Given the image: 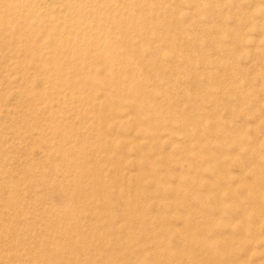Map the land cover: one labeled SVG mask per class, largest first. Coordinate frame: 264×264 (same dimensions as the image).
I'll return each instance as SVG.
<instances>
[{
    "label": "bare ground",
    "instance_id": "1",
    "mask_svg": "<svg viewBox=\"0 0 264 264\" xmlns=\"http://www.w3.org/2000/svg\"><path fill=\"white\" fill-rule=\"evenodd\" d=\"M232 26L241 28L242 32L232 33V30H230ZM222 40L229 41L227 42V45H222ZM9 67L14 70H8ZM232 77L235 78V83H232ZM0 78V105L7 107L5 103L11 101L10 105L7 107V113L4 115V118H6L7 121L16 120L20 121V124L21 122L29 123L32 119H36L37 121L38 116L49 121L47 129H43V126H41L42 136L44 135L52 141L53 139L57 141L49 143L48 140L49 144L46 142L42 143L44 146L41 148V151L45 153V157L50 158L54 156L56 154L55 152L59 149V151L63 152H76L78 157H80L79 155L81 154L84 157L85 151H83V153L80 151L83 147L79 152L75 149V146L78 143V139L76 140V138H79L82 142L85 140L101 146V149L105 154L103 151L97 153L93 151L95 155L92 158L85 155L84 161L81 160L79 162L76 159L75 162H73L71 161L72 159L68 160L71 156V153H69L70 156L68 159L65 158L66 162L64 159L61 161L62 159L59 158L60 163L58 160V164L52 166L49 173H44L43 171L44 174L40 175V178H36V180L43 179L49 174L54 176L59 170L61 171L66 168L73 170L74 167L75 171H78L79 173L82 172L85 176L78 177L76 175L75 177L70 178L71 176L67 177L65 175L67 172L63 171L66 172L64 178L60 177V175L56 177L57 179H63H61V181H59V179L55 182V185L65 183V185L67 184L66 186H74L75 193L76 188H78L77 193L80 195H82V191L85 192L83 198H87L86 193L89 189H86L88 188L87 186L91 185H86L89 183L88 180L93 176V180L96 182L95 185L100 181L102 186L101 179L107 175L109 180L107 170H110L111 167L114 168H112V170H115L116 176H120L121 179L126 178L125 176L127 174L130 175L129 172L132 170H136L139 174V172L141 173L145 168H149V170L156 172V174L154 173L153 176L150 175L148 178L152 176L151 181L154 186H156L157 190L159 191L161 189L168 193L172 192L173 194L175 193L174 195L178 193L182 194L181 192L186 190L183 189V186L177 185V187H182V189L179 188L182 190L180 192L179 189L173 188V185H175L173 184L175 183L173 180H170V182L166 180L169 179V174L171 175L174 171L176 172V170L177 174L181 175L177 169L178 167H180L179 170L182 172V168L187 166L189 171H192L196 176L197 174L200 175L199 173L201 171H209L217 177V180H215V182H217L216 185H223L225 187L233 186L229 180L228 172H223V170L220 171L218 166L214 165V161L216 162L219 159V155L229 152L231 153V150L235 153L240 147L236 143V145H229L228 149V143L230 139H232V135H230L228 128H222L221 124H219L224 122L225 125H227L225 122L227 120H222V116L227 107L221 105L219 100L228 97L232 92L241 93L240 88L243 89L240 94L242 109L241 120L252 121L254 119L253 122H255L253 123L255 128L253 129L254 132H250L251 130L249 126L251 127L252 125L251 123H246L247 121L245 122L247 127L245 126L246 124H244L246 128H242V131L248 136L250 135L248 142L253 141L251 144H258V140L262 138L260 140L261 142L259 141L260 144L256 145V147H258L257 149H261L260 153L256 154L254 158V163L256 165L252 163L251 167L253 168L264 164V0H244L243 4L238 3V0H0ZM27 103H29L28 105L35 106L32 108L28 107V109H30L25 111L24 107ZM10 106L12 109H9ZM130 109L133 112H129ZM1 118L2 117H0V120ZM215 119L217 122L211 123L210 120ZM16 121L11 123L14 125ZM42 121L43 120H41V122ZM42 123H44V121ZM34 125H36V123ZM143 125H145V127ZM235 125L236 123H233V126ZM46 126L47 125L44 127ZM31 127L32 126H30V128ZM27 129L29 128L27 127ZM33 129L35 131L36 128H32L30 131H27L26 129V131H22L23 129L18 132L16 131L14 132L13 137L17 136L19 139L23 140V142L31 140L32 138L33 140H36L35 136L37 134L35 135ZM66 130L68 131L67 133L64 132ZM208 133L210 135L205 137ZM208 138L218 139L221 143L220 146H218L219 151L215 155L211 152L212 143H208ZM75 141H77V143L74 146L71 143H74ZM3 142L4 139L0 136V143ZM91 143L89 144L91 145ZM82 144L85 145L87 143ZM82 144L79 146H82ZM69 145H72V147H68ZM120 146H122L123 149H120ZM90 149L91 147L86 149V151ZM99 149L100 148L98 147V150ZM166 152L171 155L170 158L164 156L163 153ZM9 154V152L3 151L0 153V159H8L7 156H9ZM15 155L20 156V151L14 150L11 152V156ZM74 155L75 153L73 156ZM143 155H147L148 157H144ZM54 157L56 158V155ZM142 157L143 159L147 158L142 160ZM13 159L14 158H12V160ZM18 159L20 158L18 157ZM79 159L80 158H78V160ZM1 161L2 160H0V162ZM94 161L98 164V167L92 166ZM90 162L92 163L91 165L89 164ZM171 164L174 168L170 171L168 166L170 167ZM233 165L240 167L241 169L245 168L243 159L235 160ZM2 167L3 166H0V175L3 178L5 177V180L8 173H6L7 170L4 171L6 168L3 169ZM25 167L27 168L28 165L24 166V168ZM33 167L34 166H32V168ZM31 170H34V168ZM60 171L59 173L61 174ZM70 171L71 170H69V172ZM34 172L36 173V171ZM145 172L147 173V171ZM150 172L152 171H149V173ZM183 172L184 175L186 172ZM90 175L91 177L87 180L86 178ZM187 176L184 175V177ZM177 177H180V180L178 178L175 179L176 181H185L186 179H189H183L184 177H182V175H178ZM49 178L51 177L49 176ZM195 178L188 181L189 185H186V191L189 190L188 187L192 186L193 183L195 184L196 181H199H195ZM197 178L199 179V176H197ZM46 180L49 181L48 179ZM46 180L43 179V181ZM39 181L37 180V182ZM94 181H92L93 185ZM151 181L149 184H151ZM101 186H99V189L104 187ZM113 187H115L114 190H109V193L105 190H103L105 192L99 193V191H97L98 188H96L97 190L94 193L97 196L100 195L99 198H101L102 195H104V197H106L105 195H112L116 197V199L113 198L115 201H110L108 199L109 201L106 202L105 198L102 197L105 202L102 203V205L97 201L98 210L95 209L94 211L90 206L88 207L89 209L87 208L85 211H94L95 215L104 217L110 225H115L120 218L118 215L113 214L114 211L113 213L105 212L104 208H106L105 210H108L112 203L119 205V200L127 195L131 188L136 190L137 193L138 191L141 193L147 191V185H141L139 181L136 183L134 182V184L129 182L127 185L120 183L118 186ZM239 187L241 191H249V197L253 200L259 199L260 194L256 191L254 192V189L249 185L239 184ZM8 188L13 193L15 192V190H13L15 187L13 188L12 185H8ZM49 188L51 189L52 187ZM153 188L154 187H152V190ZM3 189L6 188L3 187ZM50 189H48V192H50ZM9 190L6 191L8 192ZM64 190H67V187ZM197 190L198 189L191 188L192 194L196 192L194 196L196 195L195 197H197V201L202 202L212 198L215 203L218 201L224 202L218 193L213 195L211 192L212 188L210 190L207 189L206 191L202 190L201 192ZM3 191L4 190H2V192ZM53 191L54 189L51 190V195H53ZM70 191L69 193H71ZM17 193L18 192H16V194ZM88 193L90 194V192ZM65 194L67 195V193ZM95 195L94 197H91V199H95ZM183 195L184 194H182L181 197ZM57 196L56 198H58ZM163 196L164 195L162 194V197ZM43 197L45 198V196ZM158 197L152 194L148 196L147 200H155V202L158 200L159 204L160 197ZM59 198L57 200H59ZM69 198H72L71 195ZM74 198L75 197H73V199ZM54 200H56L55 197ZM88 200L82 201L88 203ZM140 200L136 198H134L133 201L127 200L126 207L129 206L136 211L140 209L142 211L143 209L141 207H148L146 203L149 204L150 201L146 202L147 200L144 199L145 201L142 202ZM56 201L53 202V206H55ZM76 201L79 200L77 199ZM76 201H74L73 204H67L70 202L69 201L66 204H59L60 206L56 205L58 207L55 208L56 215L57 212H60V214H68L66 212L69 211V209H77L76 204H74ZM102 201L103 200H101V202ZM37 202L38 201H36V203ZM97 202H95V204ZM150 203L152 204V202ZM169 203L170 206L167 205L171 207L172 203ZM176 203H174L173 206ZM24 204L27 205V203ZM77 204L79 203L77 202ZM179 204H181V202ZM200 204L198 207H200ZM164 205L165 203H162L163 207ZM167 205L165 206L167 207ZM178 205L177 207L180 206ZM26 207L33 208L35 207V204L32 203ZM152 207L150 206L149 209ZM29 208L28 211H30ZM112 208H115L114 205ZM212 209H215V207ZM13 210H15V208ZM24 210H27V208ZM53 211L55 210L53 209ZM125 211L127 210L125 209ZM38 212L40 211L38 210ZM43 214L45 215V213ZM142 214L137 216L138 220L143 219V224L148 223L147 221L149 219L146 220V217ZM164 214L165 212L162 215ZM166 215L167 214H165V216ZM258 216L260 215L258 214ZM168 217H170V215ZM188 217L190 218V216ZM46 218L47 217H45V219ZM161 218L154 221L155 225H152L151 223L148 227L155 226V230H160V225L164 221V218ZM75 219L76 218H74V220ZM95 219L96 218H94V221ZM135 219L136 216L134 218L130 215V219L126 220L125 225H128ZM153 219L155 218H152V221ZM66 221L64 223L63 219V222H56L54 227L58 232L72 231V226H75V224L72 223L73 225H71L70 221L69 223H66ZM89 221L90 220H88V222ZM75 223L77 224L78 222ZM90 223L92 222L90 221ZM47 224L48 222L46 225ZM88 225L90 224L88 223ZM118 225L119 228L117 229L114 228L116 226H113V231L114 233L116 232V236L117 233L118 235L121 233V236H123L126 234V231L132 236L134 233L131 231H133L134 228H137L135 225H132L134 228L131 230L129 226L127 228L125 226L120 227V224ZM192 225L191 227L194 226ZM51 226L53 225L51 224ZM144 226H142V228ZM49 227L47 229H49ZM44 228L45 227L43 226V229ZM97 228L98 227H96L95 230ZM193 228L197 229V225ZM78 229L80 228L78 227ZM184 229L188 230L191 228L186 227ZM146 230H149V228H146ZM150 230H153V228L150 227ZM187 230H185V233ZM192 230L193 229L189 231ZM86 232L83 233L85 234ZM144 232L147 233L146 231ZM56 233L53 234L56 235ZM201 233L202 232H200V234ZM69 234H71V232H69ZM69 234L65 235L72 237L69 236ZM153 234L151 236H153ZM55 235L54 237L51 235V238H45L49 239L48 243H52L51 246L56 254H62L65 251L70 252L71 250H73L71 252H74V250H80V252L81 250L86 251V256H84V258L81 259L84 252L82 253V256H78L76 264H79L78 262L83 264H98L99 262L107 263L111 260V256L114 259V256H110L109 254L118 251V249L120 254H122V251L124 250L126 251V254L133 253V255L135 254L134 252H143L144 248L141 247L140 243L142 241L144 243V241L147 240V238L146 240L143 238L144 240L142 239V241L138 243V246L136 244L138 241L135 242V245H133L134 241L131 243L132 245L130 243L129 245H126L125 242L126 246L121 243L116 248L118 242L115 241L116 237L114 238L112 236L114 238V244H116L115 247L112 245L108 252L103 251L104 247L101 250H95L94 247L93 249L95 252L92 249V253L89 250L90 246H92L91 244L88 248L90 238L88 240L86 237L87 235L83 236L82 239H77V237L76 239L70 238L65 240L63 238L62 241L55 237ZM139 236L137 233L133 235L136 239ZM193 239H191V242L189 243L194 242ZM63 240L65 241L63 242ZM44 242H46V240ZM148 243L151 242L148 241ZM166 244L167 242L164 240L159 243V245H164L165 249H167L165 246ZM191 245H193V243L189 244L187 248H189V251H194L195 248L191 247ZM204 245H206V247L209 246V248L214 247V244L207 243ZM156 246H158V244ZM21 247L23 248L20 250V253H29L31 255L38 253L37 248H40L39 245L37 248H34L30 246V243ZM42 249H40L41 252ZM148 249L150 248L148 247ZM148 249L144 250L146 254L145 260L143 259L141 262L135 264H162L163 262L157 260V251L148 252ZM104 250H107V248H104ZM140 254L141 252L139 255ZM3 255L4 254H1L0 257H3ZM115 255L117 257V253ZM76 256L74 255L73 257ZM123 256L122 258L125 260ZM134 256L136 257V255ZM134 256L131 255V257ZM45 258L46 257L44 256V259ZM51 258L48 259L51 260ZM48 259L46 260L49 262ZM53 259H57V262L63 264L62 256H53ZM74 260L75 258H73L72 261L74 262ZM115 260L116 259H114V261ZM125 261L124 263L123 261L113 263L127 264ZM113 263L111 262L110 264ZM22 264H29V262L24 261ZM166 264L185 263L175 260L169 261Z\"/></svg>",
    "mask_w": 264,
    "mask_h": 264
},
{
    "label": "rangeland",
    "instance_id": "2",
    "mask_svg": "<svg viewBox=\"0 0 264 264\" xmlns=\"http://www.w3.org/2000/svg\"><path fill=\"white\" fill-rule=\"evenodd\" d=\"M238 3L243 4L244 0H238ZM230 30H232V33H237V32L241 33L242 32V29L238 28L237 26H232L230 28ZM228 41L229 40H222L221 44L222 45H227ZM3 65H4V63H3ZM8 70L12 71L14 69L9 67ZM231 81H232V83H235V78L232 77ZM0 82H1V78H0ZM242 90L243 89L240 88L241 93H242ZM241 93L240 92L239 93L232 92L231 94H229L228 97H226V98H224L222 100H219L221 105L227 107V109L225 110L224 115L222 116V120H227V121H225L227 123V125H225L224 122H221L219 124H221L222 128L223 127L224 128H228V131L230 132V135H232V139H230V141L228 143V149H229V145H233V144L236 145V143L240 147H239V149H237L238 151H236L235 153H233L234 151L231 150L232 149L231 148L230 149L231 153L229 152V153H226V154L219 155L220 156L219 159L216 162L214 161L215 164L213 163L215 166L216 165L218 166V169L220 171L223 170V172H228L229 178H230L229 180L231 181L233 186H226L225 187L223 185L222 186L221 185H216L217 182H215V180H217V177L214 174L210 173L209 171H201L199 173L200 175L197 174V176H199V179H198L196 174L192 173V171L190 172L189 168L187 166L182 168V170H181L182 172H180V170H179L180 167H178L177 169H178L179 173H181L182 177H184V175H186V176L188 175L187 177H184L183 179H186V178H189V179H186L187 181L186 180L185 181L184 180L183 181H179L180 177H177V176L178 175L181 176V175L177 174V170H176V172L174 171V173H172L173 175L169 174V176H168L169 179H166V180H168L169 182H170V180H173L175 182V183H173L175 185L172 184L174 189H176V188L177 189H179V188L182 189V187H180V186L177 187V185H181V186H183V189L187 190V186L186 185L187 184L189 185L188 181H190L191 179L195 178V176L197 178V179L195 178V181L199 180V181H196L195 184L193 183L192 186L188 187V189H189L188 191H186V190L182 191V190L179 189L180 192L182 191L181 193L184 194L182 197H181L182 194H180V193L176 194V195H180V196H176V195H174L175 193L173 194L172 192L168 193V192H165L164 190L162 191L161 189L158 191L156 186H154L153 182L151 181L152 180L151 177L153 176L154 173L156 174V172H154L153 170H149V168H145L144 171H141V173L143 175L140 172L138 174V172L136 170H132L131 172H129L130 175L127 174L125 176L126 178H122L121 179L120 176L119 177L116 176L115 170H112L113 167H111L110 170L109 169L107 170V173L109 175V180L107 178V175L104 176L103 179H101L102 186H104V187L101 186L100 181H98L97 184L95 185L96 182L93 180L94 177L92 176V178H90L91 177V175H90V176H88V178H86L87 180L90 178L88 180L89 183L86 184V185H90L91 184L90 186H87L88 188L86 187L87 188L86 190L89 189L88 192H90V194L88 192L86 193L87 194V198H83L84 197L83 195L85 193L84 191H82L83 192V193H81L82 195L77 193L78 188H76V193H75L74 192L75 191L74 186H66L67 184L65 185V183L56 184L55 185V182H57L60 179V178L57 179L56 177H58L60 175V177L64 178V174L66 172H67L68 175L67 174H65V175L67 177L71 176L70 178L75 177L76 175L78 177L79 176L80 177L81 176H85L82 172L79 173L78 171H75L74 167H73V170L70 169V168L69 169L68 168L62 169L61 171L59 170L61 172V174L58 171L59 174L56 172L54 174V176L49 174V175H46L43 178L44 180L48 179L50 182L47 181V180L43 181V179H37L38 181L40 180L39 182H37L36 178H40V175H42L44 173H47V172L49 173L51 171V169H52V166H55L56 164H58V162L60 163V159H62L61 161H63V159L65 161V158L68 159V157L70 156L69 153H71V156L69 157L68 160L72 159L71 161L75 162V160L77 159V161L80 162L81 160L84 161L85 155L86 156L88 155L89 158H92L95 155L94 152L97 153V152H100V151H103V150L101 149L100 145H96L94 143L87 142L85 140H84L85 142L84 141L82 142V140H79V138H76V140L78 139V143H77V141H75L74 143H71V144L75 146L76 143H77V145L75 146V149L77 150V152H79V150L83 147L82 150H80V151H81V153H83V151H85L84 152L85 153L84 157H83L82 154L79 155L80 157H78L77 156L78 154L76 155V152L59 151L60 149L55 152L56 154L54 153L56 155V158L54 157L55 155L50 157V158L49 157H45V153H43L41 151V148L44 146L42 143H45V142L48 143V140H49V143L57 141V140H54V139L52 141L49 138L45 137L44 135L42 136L41 126H43L42 127L43 129H47L49 121L43 119L41 116L40 117L38 116L37 119L39 121L38 120L36 121V119L35 120L32 119V120H30L31 122L29 121V123L21 122V124H20V121H16L15 120L16 123H14V125H13V123H11V122H15V121H7V119L4 118L5 113H7V107L10 105L11 101H8V102L5 103V105L7 107H4V105H2V106L0 105V114H1L0 117H2L1 120H0V122H1L0 136H2L3 139H4V142L0 143V153H2L3 151H7V152L10 153L9 156H7L8 159H6V158L4 160L0 159V160H2L0 162V166H3L2 167L3 169L6 168V169H4V171L7 170L6 173H8V176L6 177L5 180H4L5 177L3 178L0 175V190L1 189L4 190L3 192H2V190L0 191V255L4 254L3 257H0V264H22L24 261H28L29 264H61L60 262H57V259L56 260L53 259V256H57V255L60 256V257L61 256L63 257V264H74V263L76 264L77 260H78V256H82L83 252H84V254L81 257V259L84 258V256H86V251H83V250H81V252H80V250L79 251L78 250H74V252H71V251H73V250H71L70 251L71 255H70L69 251L68 252L65 251L62 254H56L55 250L51 246L52 243L51 242L48 243L49 242L48 238H51L52 236L54 237L55 234H53V233H56V232L57 233H56L55 237L61 239V241H62L63 238L65 240L70 239V238L71 239H74V238L76 239L77 237H78L77 239H82L83 236L87 235L86 237L88 238V240L90 238L89 244H88V248H89V246L91 244L92 246H90L89 250L92 253H93L94 249L95 250H101L103 247L107 248V250H104V248H103V251L108 252L109 249L112 247V245H114V247L116 245V244H114L115 243L114 242V238L115 237L117 238V239L115 238V241L118 242V244L116 245V248L121 243H123L125 245V242H126V245L127 244L129 245V243L131 244L133 241H134L133 245H135V242L138 241L136 243L137 246H138V243H140L143 238L145 240L147 238V240H146L147 242L144 241V243H143V241H142L140 243L141 247H143L144 250L148 249V247H149L150 249L147 250L148 252L149 251L150 252L157 251L156 252V253H158L157 260H160L161 262H163L162 264H164V263L166 264L169 261H175V260H179V261H181L182 263H185V264H264V164H262L261 166H255L256 168L255 167H253V168L251 167L252 163L255 162V159H254L255 155L260 153V151H261V149H257L258 147H256V145L260 144V142H261L260 140L262 138H260V137H259L260 139L258 138L259 139L258 140V144L257 143L251 144L253 141H251V142L249 141L248 142V139H250V135L248 136L247 134H245L242 131V128H244L245 126L247 127L246 123H251V125L253 126V123H255V122H253L254 119L252 121H247L246 120L247 122L245 120H241V116H242L241 115V112H242V109H241V95H240ZM14 103H16V102H14ZM28 104L29 103H27V105ZM27 105L24 107L25 111L29 110L30 108L35 106V105H32V106L31 105L27 106ZM12 107H13V105H12ZM12 107L10 106L9 109H12ZM28 107H30V108L28 109ZM59 107H61V106H59ZM129 112H133V111L130 109ZM41 120H43L44 123H42L43 121L41 122ZM210 121H211V123L217 122L216 119L215 120H210ZM35 123H36V125H34ZM40 123H42V124H40ZM233 123H236V125L233 126ZM18 124H20V125H18ZM244 124H246V125L244 126ZM45 125H47V126L44 127ZM254 125H256V124H254ZM30 126H32V127L30 128ZM143 126L145 127V125H143ZM227 126H229V127H227ZM230 126H231V128H230ZM252 126L251 127L249 126V128L251 130L250 132H254L253 129H255L254 126L253 127ZM27 127L29 129H27ZM39 127H40V129H39ZM32 128H36L35 129L36 132L33 129L35 135L37 134L35 136L36 140H33V138H32L31 140L23 142V140L19 139L17 136L13 137L14 136L13 134L16 131L18 132V131H20L22 129H23L22 131H26V130L30 131ZM49 130H50V128H49ZM64 132L67 133L68 131L66 130ZM209 135L210 134L208 133L205 137H208ZM80 141L82 143H87V144L84 145ZM162 141H164V140H162ZM89 143H91V145ZM208 143H212V148H211L212 154H214V155L217 154L218 151H219L218 150V146H220V144H221L220 141H218V139L208 138ZM81 144H82V146H79ZM72 145H69L68 147H72ZM86 145L89 148L91 147V149L86 151V149H89V148L86 147ZM92 145H93V147H92ZM122 146H120L119 148L123 149L124 146L123 147ZM98 147L100 148L99 150H98ZM17 148H18V150H17ZM96 149H97V151H96ZM14 150L15 151H20V156H18V155L11 156V152L14 151ZM60 152L61 153L63 152L62 155H61ZM74 153H75V155L73 156ZM58 154H60V155H58ZM104 154H105V152H104ZM163 154L167 158H170V156H171L167 152L163 153ZM165 154H168V155H165ZM219 154H221V153H219ZM143 156L145 157L147 155H143ZM18 157L20 159H18ZM12 158H14V159L12 160ZM78 158H80V159L78 160ZM132 158H134V157H132ZM146 158H144V159H146ZM54 159H56V160H54ZM144 159L142 157V160H144ZM238 159H243L244 160V167L245 168L241 169L240 167H236V166L233 165L235 160H238ZM55 162H57V163H55ZM94 162H93V164L91 162L89 164L90 165L92 164V166H97L98 167V164L96 162L95 163ZM23 164H25V165H23ZM27 165H28L30 170L28 169V167L24 168V166H27ZM32 166H34L33 167L34 170H31V169H33ZM168 168L171 171L172 168H174V166H172V164H171L170 167L168 166ZM25 169L28 170V171H26ZM24 170H25V172H24ZM69 170H71L72 172L71 171L69 172ZM34 171H36V173ZM43 171H44V173H43ZM63 171H66V172H63ZM145 171H147V173ZM149 171H152V172H150L151 174L149 173ZM183 171H185L187 174L185 173L183 175V173H184ZM74 172H76V173H74ZM144 173H146V174H144ZM80 174H82V175H80ZM150 175H152V176L149 177L150 178L149 179L148 176H150ZM193 175H195V176H193ZM36 176H38V177H36ZM49 176L51 178H49ZM52 176L55 178V180H54V178ZM142 176H144V177H142ZM63 178H61V179H63ZM166 178H167V176H166ZM178 178H179V180L176 181L175 179H178ZM51 179H53V180H51ZM61 179L59 181H61ZM125 179L128 180L132 184H134V182L136 183V182L139 181V183L141 185H143V184H144V186L147 185V191H145L143 193L138 191V193H137L136 190L131 188V190L128 191L127 195H125L123 197L124 199L122 198V199L119 200V205L112 203L111 206L108 208V210H105L106 208H104L105 212H110V213L112 212L113 213V211H114L113 214L118 215V217L120 218V219H118L119 221L115 225L114 224L110 225V224L107 223L108 221H106L104 219V217L99 216V215H95L94 211H95V209L98 210V205H97L98 202H99V204H102V203L105 202L103 198H105V200L107 202L109 200L110 201L111 200L115 201L114 199H116V197H114L112 195H108L109 196L108 197L107 195H105L107 197L106 198V197H104V195H102L101 198L102 197L103 198L101 199V198H99L100 195L97 196V195H95L94 192H96V190H97L96 188H98L97 191H99V193L100 192H105V191L109 193V190H114L115 187H113V186H118V184H120V183H124L125 185H127V183H129V182L126 181ZM200 180H202V181H200ZM34 181H35V183H34ZM92 181H94L93 182L94 185L92 184ZM111 181H112V183H111ZM120 181H122V182H120ZM150 181H151V184H149ZM115 182H116V184H115ZM148 184H149V187H148ZM183 184H185V185H183ZM214 184L216 186H218V187H216ZM239 184H247L250 187H252L254 189V192L256 191L257 193L260 194L259 199L253 200L252 198H250L249 197V195H250L249 191H247V192L245 190L241 191V189L239 187ZM8 185H12L13 188L15 187L13 189V190H15L14 193L11 190H9ZM63 185H64V187L65 186L67 187V190H64V189H66V187L64 188ZM92 185H93V187H92ZM190 185H191V183H190ZM46 186H49V187H52V188L50 189L49 187H46ZM99 186L102 187L101 188L102 190L99 189L100 188ZM110 186L113 189H111ZM193 186H195V187H193ZM3 187L6 188V189H3ZM45 187H46V189L47 188L50 189V192H48V189L46 190ZM60 187H62V188H60ZM94 187H95V189H94ZM152 187H154L153 190H152ZM201 187H203V188H201ZM191 188L198 189L199 192H201L202 190L206 191L207 189L210 190L212 188L211 192L213 193V195L218 193V195L222 197V200H224V202L218 201L217 203H215L212 198L209 199V200H206V201H202V202L201 201H197V197H195L196 195L194 196V194L196 192L192 194ZM214 188H215L216 191L214 190ZM43 189H45V190H43ZM53 189H54L53 195H51V193H52L51 190H53ZM60 189H62V190H60ZM80 189H81V187H80ZM6 190H9V191L7 192ZM58 190H60V191H58ZM103 190H105V191H103ZM57 191H58V193H57ZM65 191H68V192H65ZM69 191L71 193H69ZM189 191H190V193H189ZM9 192H10L11 195L9 194ZM16 192H18L19 194L18 193L16 194ZM73 192H74V194H73ZM65 193H67L68 197H67V195ZM149 193H150V195L153 194V195H155L157 197L159 196L161 198V200L164 201V202H162L159 197H158L159 201H160L159 204H158V200L156 202H155V200H153V201L152 200L151 201L147 200L148 196H150ZM159 193H161V194H159ZM58 194H61V195H58ZM162 194L164 195L163 197H162ZM170 194H171V196H170ZM187 194H191L193 197L191 195H187ZM65 195H66L67 198L65 197ZM70 195H71L72 198H69ZM94 195H95V199L96 200L93 199V198L91 199V197H94ZM43 196H45V198ZM56 196L58 198L61 197L63 199V201H62L61 198H59V200H60V203H59V200H57L58 198H56ZM173 196H175V197H173ZM189 196H191V197H189ZM54 197H55V199L57 201L54 200ZM73 197H75L76 200L78 199L79 201H76L75 198L73 199ZM165 197L166 198L168 197L167 200H166ZM179 197H181V198H179ZM183 197H185V198H183ZM188 197L191 198L192 200L189 199ZM127 198H130V199H127ZM134 198L139 199V200L141 199L140 201H142V202L147 200L146 202L150 201V202H152V204L150 202H149V204L146 203L148 207H141L143 209L142 211H141V209L136 211L135 209L130 208L129 206H127L128 207V209H127V207H126L127 200L133 201ZM162 198H164V199H162ZM176 198L177 199L179 198L180 200L179 199L177 200ZM88 199L90 200V203H89ZM65 200H66V202H65ZM82 200H86V201L88 200L89 205H88V203H86V201L84 202ZM101 200H103V201L101 202ZM36 201H38V202L36 203ZM54 201H56L55 202V206H53L54 205V203H53ZM74 201H76L74 204H76V206H77L76 208L78 210L77 209H75V210H70L69 209V211L66 212L68 214H65V213L60 214V212H57V215H56V209L55 208H58L57 206H60L59 204H66L67 202H69L67 204H73ZM93 201H95V202L98 201V202L95 204V202H93ZM178 201H180L181 204H179L180 202H178ZM77 202L79 204H77ZM161 202L163 204L165 203V205L168 204L169 206H170L169 202H171L172 203L171 204L172 208L169 207L168 205H167V207L165 205L163 207ZM24 203H27V205L24 204ZM32 203L35 204V207H33V208L26 207V206L31 205ZM38 203H40L41 205L38 204ZM174 203H176V204L173 206ZM93 204L96 205V206H94ZM199 204H200V207H198ZM113 205L115 207L114 209L112 208ZM152 205H153V207H152ZM177 205L180 208L177 207ZM79 206H80V208H79ZM150 206L152 207L151 209H149ZM13 207L15 208V210H13L14 209ZM36 207H38V208H36ZM50 207L51 208L53 207L52 210H51ZM88 207L92 208L94 211L92 212V210H91L90 211L91 213L90 212H85ZM213 207H215V209H212ZM25 208H27V210H24ZM28 208H29L30 211H28ZM166 208H168V209H166ZM11 209H12L13 212L11 211ZM41 209H43V210H41ZM53 209L55 211H53ZM79 209H81V210H79ZM111 209H113V210H111ZM125 209L127 211H125ZM38 210L40 212H38ZM120 210H122V211L124 210L125 212L124 211L122 212ZM48 211H50V212L47 213ZM52 211H53V213H52ZM216 211H217V213H216ZM54 212H55V215H54ZM71 212H73V213H71ZM137 212H139V213H137ZM164 212H165V214H167L166 216H165V214L162 215ZM43 213H45V215ZM76 213H77V215L79 217L76 215ZM142 213L146 217V220L149 219L147 221L148 223H146V224H143V222H142L143 219H139L138 220V218H137V216L139 214H142ZM64 214H65V216H64ZM258 214L260 216H258ZM41 215H42V219L43 220L41 219ZM66 215H67V217H66ZM130 215L132 217H134V218L136 216V219L134 220L135 223H134V221L133 222L131 221L132 224L129 223L128 225L127 224L125 225L126 220L130 219ZM169 215H170V217H168ZM210 215H212V216H210ZM37 216H39V217H37ZM53 216H55V217H53ZM92 216H94V217H92ZM128 216H129V218H128ZM185 216H186V218H185ZM188 216H190V218ZM45 217H47L48 219L47 218L45 219ZM87 217H88V219H87ZM161 217L164 218V221L160 225V230H155V228H154L155 226L154 227L153 226H149L148 227V225H150L151 223H152V225H155L154 221H157ZM70 218H72V219H70ZM74 218H76V219L74 220ZM90 218H92V219H90ZM94 218H96L95 221H94ZM152 218H155V219H153V221H152ZM163 218H161V219H163ZM54 219H55V221H54ZM63 219H64V223L67 220L66 223L67 222L69 223V221H70L71 225L75 224V226L74 225L72 226V231H67L68 233L66 231H64V232L60 231L61 232L60 233L54 227L56 225L57 221H62L63 222ZM122 219H123V221H122ZM88 220H90L93 223V225H92V223H90V221L88 222ZM100 220H102V221H100ZM185 220H186V222H185ZM47 222H48L49 225L48 224L46 225ZM75 222H78V223L76 224ZM180 222H182V223H180ZM84 223H86V224H84ZM88 223L90 225H88ZM51 224L53 226H51ZM118 224H120V227L121 226H125V227L128 228V226H129L131 228V230H133L132 228H134L133 226L135 225V227H137V228L136 229L134 228V230L131 231V232H133L134 234L137 233L138 236L140 234V236L137 238V239H139V238L140 239L137 240L136 238H134L133 237L134 234L132 236H130L127 233L128 231H126V234L123 233V234H125L123 236H121V233H119V235L117 233V236H116V234H115L116 232L114 233V231H113V226H116L114 228L117 229V228H119ZM36 225L39 226V227H37ZM76 225H78V226H76ZM80 225H81L82 228L80 227ZM105 225H106V228H105ZM188 225H190V226H188ZM191 225L193 227H195V225H197V229L191 227ZM43 226L45 227L44 229H43ZM49 226H51V227H49ZM142 226H144V227L142 228ZM36 227H37V229H36ZM48 227H49L50 230L47 229ZM78 227L80 229H78ZM96 227H98V228L95 230ZM103 227H104V229H103ZM150 227L153 228V230H150ZM162 227H164V228H162ZM186 227L187 228L190 227L193 230L189 231L191 229H188V230L184 229ZM90 228L92 229V231H91ZM146 228L147 229L149 228V230H146ZM45 229H47V230H45ZM185 230H187L186 233H185ZM74 231H76L77 234ZM107 231L109 233H111L112 235L109 234ZM144 231H146L147 233H145ZM69 232H71V234H69ZM83 232H86L87 234L86 233L84 234ZM101 232H103V233H101ZM196 232H198V233H196ZM200 232H202V233L200 234ZM64 233L65 234H69V236H72V237H68V235L66 236ZM99 233H100L101 237L99 236ZM62 234H63V236H62ZM145 234L147 235V237H146ZM152 234H153V236H151ZM192 234H193L194 237L192 236ZM110 235H111V239H110ZM195 235H197V236H195ZM105 236H106V238H105ZM45 237H48V238H45ZM95 237H96V239H95ZM191 239H193V241H194V242H192L193 245H191V247L195 248L194 251L193 250L189 251V248H187V246L189 244H192V243H189V242H191ZM45 240H46V242H44ZM65 240H63V242ZM100 240H102L103 242L100 241ZM163 240L167 242V244L165 245L167 249H165L164 245H159L160 241H163ZM40 241H41V244H40ZM129 241H131V242H129ZM148 241L151 242V243H148ZM155 241H158V242H155ZM96 242H97V244H96ZM29 243H30V246H32L34 248H37L38 245H39L40 248H37L38 253H36L35 255L34 254L31 255L29 253H20L21 252L20 250H22V248H23L21 246H23L25 244H29ZM207 243L208 244H214V247L213 248L212 247L209 248V246L206 247V245H204V244H207ZM95 244H96L97 247L95 246ZM99 244H100V246H99ZM146 244H148V245H146ZM157 244H158V246H156ZM145 245H146V247H145ZM40 249H42V252H41ZM95 250H94V252H95ZM144 250H143V252L140 251L141 252L140 255H139L140 252H138V253L134 252L135 253L134 255H136V257H135L133 255V253L132 254H126L125 250H124L125 252L122 251V254H120V251L118 249V251H114L115 254L117 253V257L114 254V252L112 254H109L110 256L111 255L114 256V259H116L115 261H114L113 257L111 256V260L113 259L112 261L110 260L107 263L99 262L98 264H100V263L101 264H110L111 262L112 263L113 262L117 263L118 261L119 262L123 261V263H124L125 260H126L125 263H127V264H135V263L141 262L143 259L145 260V255L146 254H145ZM41 253H43V254H41ZM235 253H236V255H235ZM123 254H124V256H123ZM74 255L75 256L77 255L76 256L77 258L73 257ZM125 255L126 256L128 255V256L126 257ZM131 255L134 256L135 258L131 257ZM44 256L46 257L45 259H44ZM122 256L124 257L125 260H123ZM72 257L75 258L74 262L72 261L73 260ZM233 257H234V259H233ZM48 258L49 259L51 258V260H49ZM64 258H65V260H64ZM46 259H48L49 262ZM78 263L79 264H83L81 262H78ZM115 263H113V264H115Z\"/></svg>",
    "mask_w": 264,
    "mask_h": 264
}]
</instances>
